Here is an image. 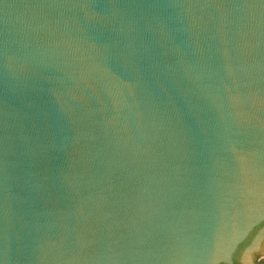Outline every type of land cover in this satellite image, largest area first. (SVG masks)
I'll return each mask as SVG.
<instances>
[{"label": "water", "instance_id": "water-1", "mask_svg": "<svg viewBox=\"0 0 264 264\" xmlns=\"http://www.w3.org/2000/svg\"><path fill=\"white\" fill-rule=\"evenodd\" d=\"M263 222L264 0H0V264H235Z\"/></svg>", "mask_w": 264, "mask_h": 264}, {"label": "rangeland", "instance_id": "rangeland-1", "mask_svg": "<svg viewBox=\"0 0 264 264\" xmlns=\"http://www.w3.org/2000/svg\"><path fill=\"white\" fill-rule=\"evenodd\" d=\"M235 260L239 264H259L264 261V222L257 226L238 248Z\"/></svg>", "mask_w": 264, "mask_h": 264}, {"label": "flooded vegetation", "instance_id": "flooded-vegetation-1", "mask_svg": "<svg viewBox=\"0 0 264 264\" xmlns=\"http://www.w3.org/2000/svg\"><path fill=\"white\" fill-rule=\"evenodd\" d=\"M235 261H236V260H235ZM235 263L239 264L237 261H236ZM259 264H264V261H260Z\"/></svg>", "mask_w": 264, "mask_h": 264}, {"label": "trees", "instance_id": "trees-1", "mask_svg": "<svg viewBox=\"0 0 264 264\" xmlns=\"http://www.w3.org/2000/svg\"><path fill=\"white\" fill-rule=\"evenodd\" d=\"M236 262V261H235ZM235 264H237V263H235Z\"/></svg>", "mask_w": 264, "mask_h": 264}]
</instances>
